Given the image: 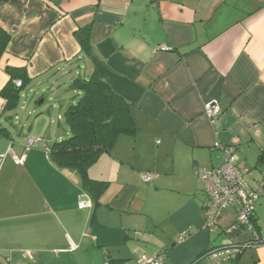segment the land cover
Returning a JSON list of instances; mask_svg holds the SVG:
<instances>
[{
	"label": "crops",
	"instance_id": "obj_1",
	"mask_svg": "<svg viewBox=\"0 0 264 264\" xmlns=\"http://www.w3.org/2000/svg\"><path fill=\"white\" fill-rule=\"evenodd\" d=\"M86 25L90 58L74 37ZM0 32V128L17 119L1 96L6 68L24 70L28 83L12 84L27 103L57 77L68 85L95 73L131 106L136 126L89 167L88 178L106 184L100 191L50 158L70 135L62 115L71 97L52 106L56 122L40 117L20 141L10 131L0 139V264H138L160 253L163 264H264V244H249L232 209L207 231L194 176L219 168L229 147L251 188L264 168V0H0ZM212 101L221 110L213 121L204 114ZM253 220L264 241V195Z\"/></svg>",
	"mask_w": 264,
	"mask_h": 264
},
{
	"label": "trees",
	"instance_id": "obj_2",
	"mask_svg": "<svg viewBox=\"0 0 264 264\" xmlns=\"http://www.w3.org/2000/svg\"><path fill=\"white\" fill-rule=\"evenodd\" d=\"M89 36L90 25L74 33L82 57L85 58L91 56ZM7 41L8 36L0 32V57ZM5 72L9 75L10 81L1 91V96L6 100V111L12 113L18 109L20 103V88H15L12 81L19 78L23 86L28 83V79L24 70L6 68ZM67 90L71 94L72 102L65 108L62 116L70 135L50 146V158L58 168L79 173L87 190L92 191L96 187L100 191L106 184L89 179L88 169L101 154L112 150L120 135L135 134L136 126L131 114V106L116 95L95 73L73 78L68 83ZM8 135L7 129L0 128V139ZM253 219L251 223L258 235V241L249 244H264Z\"/></svg>",
	"mask_w": 264,
	"mask_h": 264
},
{
	"label": "built area",
	"instance_id": "obj_3",
	"mask_svg": "<svg viewBox=\"0 0 264 264\" xmlns=\"http://www.w3.org/2000/svg\"><path fill=\"white\" fill-rule=\"evenodd\" d=\"M158 50L161 52L169 51L164 46L158 47ZM16 86L20 87L21 82H16ZM220 112V107L214 101L205 105L204 114L211 121L217 119ZM34 142L35 140L32 138L27 139L24 152L29 150ZM224 152L225 161L219 168L211 170L198 169L194 171V176L204 185L205 202L202 210L205 217V228L209 232L215 230L218 224L219 212L225 209H232L236 216V226L250 236L251 242H257L258 235L253 228L251 220L254 216L255 204L264 195V168L260 171L255 187L251 188L244 179L246 171L238 167V157L234 149L230 147L224 148ZM10 156L15 164H23L25 155L17 157L11 153ZM5 157L6 155H0V169ZM141 180L145 183L149 182V175L142 173ZM90 207L91 203L88 200L78 204L79 210ZM186 236L187 233H182L175 239V243H182ZM247 246L248 244H243L233 247L231 253L227 255V259L234 261ZM164 260V253H160L153 257H141L138 259V264H163ZM104 264H110V262L105 261Z\"/></svg>",
	"mask_w": 264,
	"mask_h": 264
},
{
	"label": "rangeland",
	"instance_id": "obj_4",
	"mask_svg": "<svg viewBox=\"0 0 264 264\" xmlns=\"http://www.w3.org/2000/svg\"><path fill=\"white\" fill-rule=\"evenodd\" d=\"M55 80L56 85L53 88L51 85L46 84L35 89L32 95L28 94L29 90H25V92L22 93V96L29 95L28 99L31 101L30 103H27L26 99L22 97L19 107L16 111L17 119H14V116L12 127L8 126V129H10L9 131L11 133V138L14 141H20V136L22 134L28 135L27 132L29 131L33 121L40 117H42V119L48 120V125H50L51 120H53V123L57 121L58 112L56 109H53L52 106L58 104V98L59 100H65L69 98L71 94L67 90V84L65 85L64 83L69 79L57 77ZM40 97L44 99V102L41 105H37L36 103L39 101ZM23 125H25V128H22Z\"/></svg>",
	"mask_w": 264,
	"mask_h": 264
},
{
	"label": "water",
	"instance_id": "obj_5",
	"mask_svg": "<svg viewBox=\"0 0 264 264\" xmlns=\"http://www.w3.org/2000/svg\"><path fill=\"white\" fill-rule=\"evenodd\" d=\"M43 103V100H39L38 105H41Z\"/></svg>",
	"mask_w": 264,
	"mask_h": 264
}]
</instances>
